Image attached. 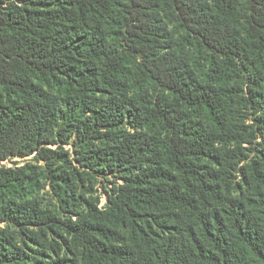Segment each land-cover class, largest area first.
<instances>
[{"label": "trees", "instance_id": "trees-1", "mask_svg": "<svg viewBox=\"0 0 264 264\" xmlns=\"http://www.w3.org/2000/svg\"><path fill=\"white\" fill-rule=\"evenodd\" d=\"M0 264H264V0H0Z\"/></svg>", "mask_w": 264, "mask_h": 264}, {"label": "rangeland", "instance_id": "rangeland-1", "mask_svg": "<svg viewBox=\"0 0 264 264\" xmlns=\"http://www.w3.org/2000/svg\"><path fill=\"white\" fill-rule=\"evenodd\" d=\"M112 185L111 184H104L99 185L98 187V195L100 197V208H103L107 204L108 197L110 195V189Z\"/></svg>", "mask_w": 264, "mask_h": 264}]
</instances>
